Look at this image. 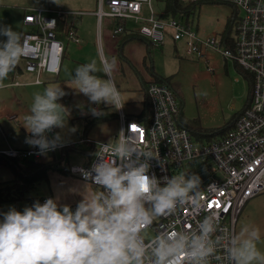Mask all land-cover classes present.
Masks as SVG:
<instances>
[{
    "label": "built area",
    "instance_id": "built-area-1",
    "mask_svg": "<svg viewBox=\"0 0 264 264\" xmlns=\"http://www.w3.org/2000/svg\"><path fill=\"white\" fill-rule=\"evenodd\" d=\"M189 1L222 2L236 9L233 48L225 45L219 34L200 36L193 22L186 21L183 16L178 18L176 15L158 13L153 9L152 0H97L94 12L98 18H114V35L135 31L153 46L163 44L168 36L173 41H183L187 54L200 56L203 48H211L239 66L250 78L246 80L251 92L244 107L236 114L233 126L217 137H197L181 123L182 102L175 90L163 81L151 80L144 86L151 104L149 122L126 118L119 110L117 117L120 126L113 141L82 138L81 141L88 142L92 148L83 166L61 165L62 171L102 191L90 178H86V173L91 172L98 155L113 159L112 149L119 144L130 143L150 152L152 157L148 160V175H155L161 186H164L163 178H171L183 163L200 158L205 163L207 174H197L200 177L199 187L173 213H165L154 219L142 234L146 242L158 234L195 229L208 215H214L219 223L220 231L217 234L227 230L235 235L241 207L254 195L264 191V0ZM56 13L39 7L23 12L24 54L21 59L24 60V69L34 74V82L41 81L42 73H57L62 61L64 44L58 38L56 29L61 13ZM129 22L133 25H128ZM66 35L73 41L78 40L71 27H68ZM207 69L212 70L210 67ZM52 132L47 134L49 139ZM71 145L59 144L57 148ZM0 153L35 161L43 157L34 146L7 148ZM48 198L55 199L49 192L31 196L26 206H32L36 201L44 203ZM59 205L62 207L65 204ZM66 205L75 211L78 203L69 202ZM216 254L225 255L223 248L218 249ZM183 256L182 253L177 264H182ZM146 264H150L148 258ZM210 264L226 262L210 258Z\"/></svg>",
    "mask_w": 264,
    "mask_h": 264
},
{
    "label": "clouds",
    "instance_id": "clouds-1",
    "mask_svg": "<svg viewBox=\"0 0 264 264\" xmlns=\"http://www.w3.org/2000/svg\"><path fill=\"white\" fill-rule=\"evenodd\" d=\"M0 36L6 37L0 41L3 87L24 49L21 33L11 26L0 25ZM115 63L113 58L102 67L95 60L77 66L72 74L75 89L94 104L121 108V92L111 75ZM99 72L107 78L97 75ZM65 94L61 86L34 93L23 125L30 133L26 142L37 147L39 154L60 144L59 133L51 139L47 134L66 126L67 110L58 103ZM91 112L102 114L96 108ZM112 156L109 160L98 155L86 178L102 191L84 196L75 211L48 198L23 211L12 207L0 214V264H146V258L150 264H177L182 253V264H210V258L226 264H264V253L257 247L261 239L258 227L243 225L236 235L227 230L217 234L220 229L214 215L206 216L195 229L158 234L146 242L142 234L147 227L185 204L199 187L200 177L181 173L164 177L161 186L155 175H148L150 152L128 143L114 147ZM220 248L225 255L216 254Z\"/></svg>",
    "mask_w": 264,
    "mask_h": 264
},
{
    "label": "crops",
    "instance_id": "crops-1",
    "mask_svg": "<svg viewBox=\"0 0 264 264\" xmlns=\"http://www.w3.org/2000/svg\"><path fill=\"white\" fill-rule=\"evenodd\" d=\"M61 6V8L65 7L67 9L57 10V12L61 13L60 28H58V25L56 28L57 36L62 44H64V52L58 72L55 74L42 73L40 76L41 81L34 82V74L24 69V60L20 59L15 71L9 73L8 78L4 81V86L0 87V152L7 148L21 149L33 147L26 142V138L30 136V133L23 125L24 117L29 113L34 93L42 92L49 86H61L64 89L66 94L58 103L65 107L69 118H76V121L80 122L82 132L86 116L92 115V108L107 112L108 115H113L91 126L84 134L85 137L81 134L82 138L86 140L96 141L95 138L99 135V139L101 140L113 141L114 134L116 133L115 131L112 132V129L117 124L120 126V120L117 117L119 110H122L126 118L140 120L138 117L145 105L146 92L144 86L148 81L154 80V75H157L152 71L151 65L148 66L149 62L146 56H149V53H147L149 51L145 39L140 37L135 31L114 35V18L108 16L98 18L96 12H94L96 8H93V0H65ZM33 7H36V5L32 4L23 8L20 5L0 0V25L11 26L13 30L20 32L22 35L24 28L22 22L23 12ZM44 10L49 11L47 9ZM128 25L132 26L133 24L129 22ZM225 25L224 23V27ZM68 27L75 30L78 38L77 41H73L67 37L66 31ZM224 27L221 30L218 27V30L215 28L218 31L216 35ZM205 30L201 32L206 33L207 31ZM166 38L169 37L167 36ZM3 40H6V37L0 36V41ZM164 44L165 41L163 44L157 46H163ZM173 45L176 46V41H173ZM113 58L116 63L111 75L121 92V103H124L119 109L103 103L97 105L90 102L87 96L75 89L76 85L72 79V74L77 66L95 60L97 66L102 67L104 62H109ZM97 75L107 78L103 72H99ZM187 128L191 129L192 133L197 137L202 138L200 131L194 128ZM55 134L56 128L53 129L50 139ZM61 139H63L62 136ZM61 148L64 149V147ZM90 153L89 151V155ZM11 174V171H9V174L5 176L3 170H0V182L5 183L7 180H10L12 178ZM83 182H81L83 185L82 190L76 193V198L71 199L75 202L77 201V203L86 194L87 186H92L86 181ZM27 194L29 193L25 191L24 195ZM38 194H29L27 198ZM59 201L65 204L64 199L60 198ZM2 219L0 215V220ZM236 231L237 224L235 235Z\"/></svg>",
    "mask_w": 264,
    "mask_h": 264
},
{
    "label": "rangeland",
    "instance_id": "rangeland-1",
    "mask_svg": "<svg viewBox=\"0 0 264 264\" xmlns=\"http://www.w3.org/2000/svg\"><path fill=\"white\" fill-rule=\"evenodd\" d=\"M4 2L20 5L23 8L33 4L54 14H57V10L67 9L61 8L65 0H57V3L54 0H4ZM164 2L165 0H152L153 9L162 13ZM94 7L96 8V0H93ZM232 11L233 8L229 4L202 1L195 12L193 25L196 26L199 35L202 37L208 34L216 35L218 31L215 28L218 27L221 30L225 20H227L226 18L230 16ZM175 15L179 18L178 13ZM204 29H206V33L201 32ZM164 41L163 46L150 47L149 56H146L148 57V66L151 65L152 71L157 75L171 76L176 81L177 92L182 102V118L184 120L195 119L196 125L198 124L201 130L216 131L228 124L233 119V115L243 108L247 101L248 85L242 69L233 64L231 60L224 58L220 51L203 48L201 55L196 56L186 53L181 40L176 41V46L169 38ZM207 67L212 68V70H208ZM65 120L66 126L63 129L56 128V133L63 137L60 141L61 145L65 146L67 143H71L73 147L55 148L52 152L43 154L41 162L55 159L53 168L48 172L45 179L37 183L35 188L27 190L29 194L49 192L59 204H62L59 201L60 198L64 199L65 204L75 202L71 199L76 198V193H79L83 187L81 182L84 183L69 172L64 173L61 165L76 164L83 166L85 160L90 156L88 151L90 144L81 141L82 126L80 122L76 121V118H69V116H66ZM193 128L196 129L194 126ZM118 130L119 124L112 129V132L117 133ZM99 137L98 135L95 138L96 141L101 140ZM204 166L205 163L200 158H196L194 161L183 163L182 167L176 169L174 175L195 173L206 176L207 171H205ZM4 168L0 167V170H3L6 176L10 170L7 167ZM10 176L12 177V174ZM85 192L83 198L99 191L96 187L88 185ZM29 194L23 195L22 199H7V201L1 202L0 214L7 212L12 207L18 211H23L27 205ZM1 217L3 218L2 215ZM236 224V234L240 232L243 225L255 226L260 229L261 239L257 243V247L264 253V191L245 202L241 207Z\"/></svg>",
    "mask_w": 264,
    "mask_h": 264
},
{
    "label": "trees",
    "instance_id": "trees-1",
    "mask_svg": "<svg viewBox=\"0 0 264 264\" xmlns=\"http://www.w3.org/2000/svg\"><path fill=\"white\" fill-rule=\"evenodd\" d=\"M199 5H200L199 2H193L189 0H165L163 6V12L161 14L166 16V15H175L176 13H178V15L180 17L183 16L186 21L193 22L195 12ZM60 21L61 19L58 18V22H57L58 28H60ZM235 22H236V9L234 8L233 13L227 18L225 22L226 25L224 29L219 33L220 39H222L224 44L227 45L229 48H233L234 40L232 39V34L235 30V25H236ZM145 41L147 42L148 51H149L150 46H152V44H150V42L147 40ZM238 70L241 69L238 68ZM241 71L243 72V74H245V77L248 80L249 76L246 75L245 71L243 70ZM154 80L163 81L167 83L170 87L173 88V90H175L176 94L178 95L177 92L178 87L176 81L172 79L171 76H161L158 74V75H154ZM247 85H248V95H250L251 86L249 84ZM144 103L145 105L143 111L139 115L138 119L146 120V122H149L150 121L149 118L151 116V104L149 103L146 94H145ZM99 112L102 114L100 115L92 114L90 116H86L85 119L86 122L82 132L83 136L91 126L95 125L99 121L108 118V116H113V115H108L107 112H103V111H99ZM237 113L238 111L233 115V119L228 124H225V126H222L216 131L209 129L206 130L199 129L201 127L198 124L196 125L195 119L184 120L182 118L181 123L182 125L187 126L189 128H193L194 126L198 131H200L201 136L203 137H212V136L217 137V135H221V133H223L225 130H228L233 126ZM67 147H73V146L71 145ZM91 150L92 148L90 146V149L88 151L91 152ZM54 160L55 159H52V161L41 162V161H35L32 158L18 159L16 157H11L0 153V167H5V168L7 167L12 173V178L9 181L5 183L0 182V203L7 201V199H11V200L22 199L25 191L35 188L40 180L45 179L47 177L48 172L51 171L53 168ZM11 191L13 192L11 193Z\"/></svg>",
    "mask_w": 264,
    "mask_h": 264
}]
</instances>
